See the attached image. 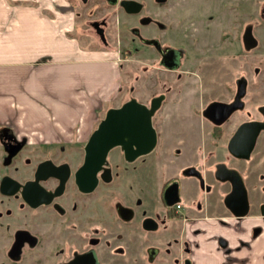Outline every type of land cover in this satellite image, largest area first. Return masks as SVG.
<instances>
[{"label": "flooded vegetation", "instance_id": "1", "mask_svg": "<svg viewBox=\"0 0 264 264\" xmlns=\"http://www.w3.org/2000/svg\"><path fill=\"white\" fill-rule=\"evenodd\" d=\"M65 1L71 9L81 8L80 11L75 10L76 13L90 19L88 23L105 46L111 43L123 47L129 45L132 55L145 57L144 60L148 59L152 65L155 62L160 63L161 68H154L157 71L177 72L176 76L181 77L182 83L186 81L185 77L192 75L193 83H197L192 90L196 101L191 103L192 116L188 117L192 121H167L173 137L176 138L174 143L180 144L172 148L171 156L174 160H170L172 168L169 172L166 163L158 165V173H162H159L158 178L163 180L156 202L140 195L144 192L143 189L149 193L152 190L154 163L150 155L155 146L150 153L138 155L131 160L125 158L119 146L113 147L95 175L97 182L86 192L78 187L75 178L85 158L83 149L75 151L79 158L73 161L75 155L68 147L69 144H32L23 137L18 138L12 130L0 126V264H185V260L191 264L193 241L188 235L192 234V237L194 233L197 234L199 221L221 216H231L239 220L252 215L248 192L250 211L247 215L237 218L225 207L224 198L231 191L232 185L230 182L218 180L215 172L220 164L225 168L235 169L227 163L243 159H237L231 154L227 147L228 141L241 124L251 121L264 123V100L255 106L259 117L240 120L238 126L230 132L226 143L228 153L223 156L224 161L213 165L210 160L216 152L210 149L202 152L201 139L192 151L183 149L188 137L194 138L199 132L200 126L197 127L195 123L197 119L209 122L212 125L210 135L220 137L224 134L222 128L232 115L248 114L246 97L249 83L245 79V73L233 81L232 72L225 70L223 76L219 74L213 79L212 82L217 86L211 87L202 82L205 73L212 70L206 71L204 64H210L218 57L227 60L244 58L250 41L249 33L245 32L248 24L245 19L249 10L242 5L230 8L225 4L223 10L218 12L214 5L207 2L205 5L197 3L194 18L199 25L195 28L198 34L195 38L187 37L185 31L180 35V45L184 46L189 41L194 46L197 65L192 70H181L178 67L186 64L187 50L180 46L168 47L169 40L173 38L168 28L175 19L171 12H179L180 28L183 26L186 14L184 9L175 10L167 5L168 0ZM246 3L248 5L247 1ZM258 5L257 14L263 18L264 0H259ZM233 15L236 19L234 22ZM221 17L231 20L232 23L228 27L220 28L219 42L214 44L212 38L215 35L211 31V25L221 26L224 21L221 20L218 24L215 20ZM256 26L258 30L263 29L264 20ZM233 41L241 49L234 51ZM257 41L261 49L257 55L260 62L258 66L261 67L264 61V34ZM222 48L226 50L225 53L224 50L222 53L216 52ZM172 49L177 50L179 65L171 70L162 64L161 59ZM157 71L154 72L157 74ZM259 73V78L263 77L264 69H260ZM240 88L241 94L237 99ZM261 95L264 98V91ZM160 96L161 104L151 117L156 137V115L166 103L165 91L151 96V100L145 104L149 108L152 101ZM213 103H219L212 107L210 113L215 119L220 118L221 109L225 105L233 104L237 110L229 114L223 123L217 124L205 114L206 109ZM166 115L169 116L167 110ZM165 116H162V120ZM181 124L185 127L184 130L183 127L180 129ZM263 132L264 129L258 132L253 151ZM114 149L117 156L112 152ZM190 156L192 162L186 165L183 160ZM235 171L241 175L237 169ZM125 173L130 175V180H123L121 176ZM185 180L188 183L185 184ZM216 180L222 183L220 185L229 187L228 192L222 196L227 213L217 211L216 214L212 209L216 187L210 181ZM242 181L248 191L246 182L243 179ZM170 185H176L178 190L177 202L174 204L168 203L164 196ZM111 186L125 192L128 188L131 189L129 201L122 204L117 202V198L109 197L111 194L106 189ZM167 198L170 199L169 192ZM260 214L264 218L261 210ZM170 232L175 243H180L177 249L169 247L170 240L166 235Z\"/></svg>", "mask_w": 264, "mask_h": 264}, {"label": "crops", "instance_id": "2", "mask_svg": "<svg viewBox=\"0 0 264 264\" xmlns=\"http://www.w3.org/2000/svg\"><path fill=\"white\" fill-rule=\"evenodd\" d=\"M30 10L0 0V126L32 144L84 146L116 106L122 62L67 38L51 10ZM199 223L191 264H264L261 214Z\"/></svg>", "mask_w": 264, "mask_h": 264}, {"label": "rangeland", "instance_id": "3", "mask_svg": "<svg viewBox=\"0 0 264 264\" xmlns=\"http://www.w3.org/2000/svg\"><path fill=\"white\" fill-rule=\"evenodd\" d=\"M246 1L248 2V5ZM205 2H207L209 5H214L218 12H221V10H223V6L225 4L230 8L233 6L240 7V5H242L245 9L247 8L249 10L248 17L247 19H245L246 22L248 21L245 32L249 33L250 41L248 43L249 46L246 49L244 58L240 57L234 58V60H227L225 58L221 59L218 57L214 59V61H212L210 64H204V66H206V71L210 69L212 70L205 73L204 81L202 82L203 84H207L208 86H217V84H214L212 81L219 74L223 76L225 70H230L232 72L231 77L233 81L236 80V77L241 76L242 73H245V79L249 83V88L247 89L248 96L246 97L248 114L241 113L238 115H232L231 119L228 120V123H226L222 128L224 134H222L223 136L220 137L211 136L210 133L212 125L205 119L199 118L195 121L197 127L198 125L200 126L199 132L197 133V135H195L196 137L194 138L193 136L188 137V140L184 142L185 145L183 146V149L185 151H187L188 149L192 151L194 145L197 144V141L201 139L200 143L202 152L205 150L207 151L208 149L216 152L214 153V157H212L210 160L214 165L216 162L224 161V157L227 156V140L230 136V132L238 126L240 120H243L246 117H248V119L251 117H259V111L257 108H255V106L262 103V101L264 100L263 95H261V92L264 91V76L261 77L262 79L259 78V76H261L259 70L264 69V61L262 62L263 66L259 67L258 64L260 62L257 55L259 54V51L261 49L260 45L257 43V40L260 38V36H263L264 33L260 34V32H264V28L258 30L256 28V25L260 21L264 20V15L262 18L257 14L259 0H168V6L174 8L175 10L184 9L186 11L185 17L183 18L185 22L181 27L182 29L180 28V23L178 21L179 12L178 14H175V12H171V15H174L173 17L175 19L171 21L168 28L169 34L173 37L171 40H169L168 47L180 46L187 50L186 64L184 65V67H178L181 70H185L187 68L192 70L193 68L195 69L197 65V62L195 61L196 50L194 49V46L189 41L188 43H185L184 46L180 45V35H182L181 33L185 31L184 34H186L187 37L195 38V36L198 34V30H195V28L196 26H199L197 25L194 18V14L196 13L195 9H197L195 7L198 6V4L205 5ZM8 3L13 6L25 5L27 9H31L30 11H35V13L39 15L43 14V16L48 15L45 13V11L51 10L53 16L57 17L56 20L58 26H60V28L64 30L67 38H75L80 42L79 45H86L92 50L114 52L117 59L122 62L121 68L123 75L121 83L122 89L119 98L115 102L116 106H121L122 103L129 98H133L139 100L140 102H143L144 104H148V102L151 100V96L159 95L160 92L165 91L167 99L166 103L163 104L160 113L156 115V122L158 125H155L158 129V143H156L154 152H152V155H150V159L154 163L152 174V176H154V179L152 181V190L149 193L145 192V189H143L144 192L140 193L142 197L147 196L148 198H151V200H154L156 202V199L160 194L159 191L161 190V181L163 180L160 177L158 178L159 173L160 175H162L161 172L158 173L160 168L158 165H163V162L166 163L167 172H169V170L172 168L170 160H174V158L171 156L173 150L172 148L175 145L180 144L179 142L174 143L176 138L173 137V133L168 122H170L169 119H177L176 121H183L185 123H187V120L192 121V118L188 119V117L192 116V111L190 109L191 103L196 101V97L194 96V93L192 91L197 85V83H193L194 77H192V75H189L185 77L184 80L186 81L182 83L181 77L176 76V74H178L177 72L168 73L167 71L163 70L157 71L154 68H161L162 66L160 63L155 62L152 65V62L148 59L144 60L145 57H135L134 55H132L129 45L127 47H123L121 45L117 46L116 44L111 43L105 46L101 39L97 37L96 33H94L91 25L88 23L90 19H85L83 18L85 17V15L80 14V16H78V14L76 13V11H80L81 8L77 9V7H75L71 9V7L68 5V2L65 0H8ZM228 12L229 11L227 10V14H229ZM234 16L235 15L232 16L233 22L236 20L234 19ZM215 20L218 22V24L221 20L224 21V23L222 22L223 24L221 26L211 25V31L215 35H213L214 38H212V42H214V44H218L220 39V28L223 29L224 27H228L231 20L229 21V19L223 17L219 19L215 18ZM203 36H205V34H203ZM233 48L234 51L237 49H241L239 44L235 43L234 41ZM222 50H224L225 53L226 50L224 48L218 49L216 52L222 53ZM200 66H203V64H201ZM154 71H157L158 73L156 74ZM166 110L169 111V116L166 115ZM162 116H165L163 120ZM182 127L184 130L185 127L181 124L180 129H182ZM256 146V149L246 160L239 159L238 162L234 161L227 163L230 167H233L241 172V175L243 177L242 179L246 182V185L248 187V196L251 200L250 208H252V215H260L259 205L261 203L264 204V132L261 138L258 140ZM68 147L72 149V151H74L73 153L75 155V158L73 161H75V159L79 158L78 153L75 151L80 149L82 150L83 146L73 145V147H71L68 145ZM112 152H114V154H116L117 156L116 149L112 150ZM191 156L190 158H184L183 162H185L186 165L192 162ZM126 174L127 173H125L121 177L125 181L126 178L130 180V175ZM119 180L121 182V179ZM216 181H210L212 185L216 187V191L213 195L214 203L212 205V209H214V212H216V214L217 211H223L227 213L222 203V196L226 192H228L229 187H224L220 185L222 184L220 181H217L218 183ZM186 183H188V181L185 180V184ZM106 190L109 191V194H111L109 195V197L117 198V202L122 204H126V202L129 201V198L131 196L130 194L132 192L129 188L125 192L119 190L118 187L112 186L110 187V189ZM184 199L185 197L182 198V200ZM166 236L170 240L169 247L172 249H177L180 243H175L173 234L170 232ZM178 252L179 251L177 250L176 253ZM154 264L157 263L154 262Z\"/></svg>", "mask_w": 264, "mask_h": 264}, {"label": "water", "instance_id": "4", "mask_svg": "<svg viewBox=\"0 0 264 264\" xmlns=\"http://www.w3.org/2000/svg\"><path fill=\"white\" fill-rule=\"evenodd\" d=\"M162 64L168 69H175L179 65L177 50L172 49L162 59ZM242 85H244L242 81ZM242 88V87H241ZM238 90L237 99L241 94ZM236 99V100H237ZM162 96L155 98L149 108L139 100L129 98L121 106L110 107L104 113L105 116L97 123V128L93 130L83 146L85 158L81 168L76 172L77 184L83 191H89L97 182L96 173L101 169L102 163L109 154V151L119 146L124 152L127 160L134 159L138 155L148 154L157 143L156 129L152 125L151 117L154 110L161 104ZM219 103H213L206 109L205 114L208 118L214 119L217 124L223 123L227 116L237 110L233 104L225 105L221 109L220 118H213L212 107ZM216 108H219L218 106ZM264 129V123L259 121L245 122L241 124L233 136L228 141L227 147L235 158H249L254 149L255 140L259 131ZM218 180L230 182L231 191L225 196V207L235 216L242 217L249 213V198L247 188L243 184L241 175L232 168H225L220 164L216 168ZM169 192V198L167 193ZM178 190L176 185L168 186L164 196L170 204L177 202ZM260 210L264 216V204L260 205ZM185 264H190L185 260Z\"/></svg>", "mask_w": 264, "mask_h": 264}]
</instances>
